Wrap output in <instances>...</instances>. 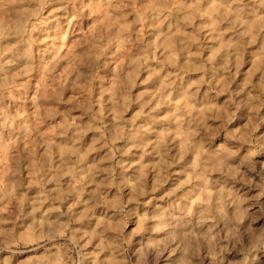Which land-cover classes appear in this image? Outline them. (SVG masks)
<instances>
[{
  "label": "rangeland",
  "instance_id": "obj_1",
  "mask_svg": "<svg viewBox=\"0 0 264 264\" xmlns=\"http://www.w3.org/2000/svg\"><path fill=\"white\" fill-rule=\"evenodd\" d=\"M0 264H264V0H0Z\"/></svg>",
  "mask_w": 264,
  "mask_h": 264
}]
</instances>
